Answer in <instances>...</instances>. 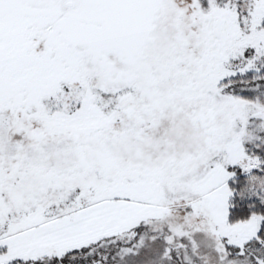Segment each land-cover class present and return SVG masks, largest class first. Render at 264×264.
I'll return each instance as SVG.
<instances>
[{
	"label": "snow or ice",
	"instance_id": "obj_1",
	"mask_svg": "<svg viewBox=\"0 0 264 264\" xmlns=\"http://www.w3.org/2000/svg\"><path fill=\"white\" fill-rule=\"evenodd\" d=\"M0 264H264V0H0Z\"/></svg>",
	"mask_w": 264,
	"mask_h": 264
}]
</instances>
